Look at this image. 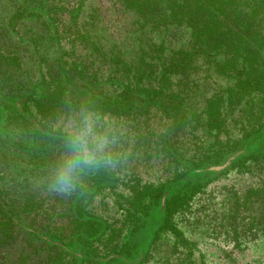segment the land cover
I'll return each mask as SVG.
<instances>
[{"label":"rangeland","instance_id":"374dc122","mask_svg":"<svg viewBox=\"0 0 264 264\" xmlns=\"http://www.w3.org/2000/svg\"><path fill=\"white\" fill-rule=\"evenodd\" d=\"M24 7L38 8L44 13L39 18L38 31L43 28L42 17L51 20L68 68L74 62L87 66L85 79L94 85L88 92L80 91V86L75 85V94L117 98L122 84L117 67L110 60L117 56L135 65L142 59L146 63V84L156 86L162 73H166L169 87L184 97L186 124L178 129H172L171 120L154 110L149 116L136 119L90 111L111 134L114 159L107 167L115 181L97 189L96 183L83 174L70 192H64L52 186L51 160L57 161L65 143L48 145L44 156L40 139L17 119L14 102L8 95L0 96L1 195L19 204L17 201L22 200L25 193L33 191L46 199L45 208L57 195L73 196L82 188L94 187L95 193L82 202L84 208L105 220L116 232L121 231L119 246L135 237L139 241L138 252L147 236L135 229L137 217L129 214L131 189L143 186L166 189L170 184L176 185L187 175L188 160L207 159L214 164L210 156L218 145L216 135L204 127L206 100L233 85L242 69L264 68V50H258L248 37L236 38L230 32L224 42L211 41L204 55L196 51L189 68L180 73H167L176 52L193 48L191 29L186 26L168 24L154 28L127 9L122 0H44L43 3L0 0V47L11 42L18 45V41L22 47L27 46L22 51L23 64L30 70L33 83L45 72L46 63L28 46L24 39L28 34L21 33V29L34 21L30 19L25 24L23 20L24 23L10 26L11 32L3 27V21L10 18L11 12H21ZM239 23L243 30L251 22L242 17ZM250 28H255L252 23ZM259 29L264 32V27ZM40 90V86L36 88L37 93ZM257 99L255 97L254 101ZM250 101L232 109L223 108L225 130L219 135L220 142L237 141L239 148L250 142V137L260 127L248 118ZM28 105L36 115L33 103ZM77 112L60 110L47 125L63 132L65 122ZM200 176L203 175L199 174L193 182ZM259 188L264 189L261 161L249 160L246 167H226L224 173L206 182L173 215L172 222L186 241L162 229L150 241L149 250L139 264H264V231L251 222L256 205L255 197L249 195L251 190ZM145 205L150 207L149 214L156 207L148 198ZM42 210L29 214L26 220L39 221L44 216Z\"/></svg>","mask_w":264,"mask_h":264},{"label":"trees","instance_id":"16d2710c","mask_svg":"<svg viewBox=\"0 0 264 264\" xmlns=\"http://www.w3.org/2000/svg\"><path fill=\"white\" fill-rule=\"evenodd\" d=\"M122 2L127 9L154 28L175 24L191 29L193 50L176 52L171 69L169 72L165 69L167 73H180L189 68L196 51L204 55L211 41L224 42L230 32L236 38L248 37L258 50H264V32L259 29L260 26L262 29L264 27V0ZM43 14L38 8L24 7L21 12H11L10 18L3 21L6 32H11L15 24L24 21L26 24L30 19L34 21L21 29V33L28 34L25 41L46 66L39 80L33 83L30 70L23 64L22 51L27 46L22 47L20 41L18 45L14 42L3 43L0 47V96L8 95L14 102L17 119L25 127H30L40 139L44 156L48 153V145L65 143L64 132L53 130L47 125L55 120L60 110L70 112L87 109L101 115L130 119L149 116L154 110L171 120L172 129L184 127V97L169 87L166 73H162L156 86L146 84V63L142 59L135 65L117 56L110 57L117 67L122 84L117 98L102 95L81 97L75 94V85L80 86V91L87 92L93 87L94 84L85 79L88 68L81 62H74L72 67H67L51 20L42 17L43 28L37 30L39 18ZM242 17H247L255 28H250V23L240 30L239 21ZM39 86L41 90L37 93L36 88ZM255 97L258 98L256 101ZM248 101L251 102L247 111L248 118H251L252 123L260 125L254 132L255 135L250 137V142L244 148H239L240 143L237 141L220 142L219 135L225 130L223 108L226 106L232 109ZM30 102L33 103L36 115L28 105ZM205 117L204 127L216 135L217 139L218 148L210 156L214 160L213 165L207 159L200 162L188 160L185 164L187 175L176 185L170 184L166 189L151 186L131 189L129 214L137 217L135 229L143 231L147 236L138 252L139 241L135 237L119 246L121 231L116 232L105 220L87 211L82 203L86 197L95 193V188L115 181L112 171L104 166L84 173L96 183L95 188H82L73 196L57 195L53 197V203L47 204L45 208L46 199L39 193H25L23 199L17 201L19 204L0 193V264H139L149 250L150 241L162 229L168 230L179 240L186 241L181 230L172 222L173 215L206 182L224 173L226 167H246L249 160L257 159L264 165V68L253 66L242 69L233 85L206 100ZM54 165L55 161L51 160V166ZM222 165H225L223 169H211ZM199 174L203 176L193 182ZM249 195L255 197L256 205L252 209L251 222L254 227L259 226L264 231V189L251 190ZM146 198L156 206L151 214L150 207L145 205ZM42 208L44 216L39 221L26 220V216ZM138 214L141 216H137Z\"/></svg>","mask_w":264,"mask_h":264},{"label":"clouds","instance_id":"9594fccd","mask_svg":"<svg viewBox=\"0 0 264 264\" xmlns=\"http://www.w3.org/2000/svg\"><path fill=\"white\" fill-rule=\"evenodd\" d=\"M65 148L52 171L54 189L70 192L85 172L113 163L111 134L87 109L71 116L63 126Z\"/></svg>","mask_w":264,"mask_h":264},{"label":"water","instance_id":"95a60500","mask_svg":"<svg viewBox=\"0 0 264 264\" xmlns=\"http://www.w3.org/2000/svg\"><path fill=\"white\" fill-rule=\"evenodd\" d=\"M225 165L217 166V167H212L211 169L217 171V170L223 169L225 167Z\"/></svg>","mask_w":264,"mask_h":264}]
</instances>
